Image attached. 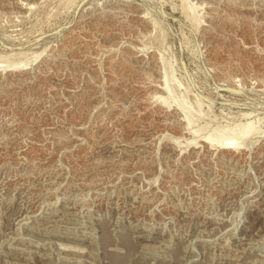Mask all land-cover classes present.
Segmentation results:
<instances>
[{
    "label": "rangeland",
    "instance_id": "rangeland-1",
    "mask_svg": "<svg viewBox=\"0 0 264 264\" xmlns=\"http://www.w3.org/2000/svg\"><path fill=\"white\" fill-rule=\"evenodd\" d=\"M72 1L0 0V264H264V0Z\"/></svg>",
    "mask_w": 264,
    "mask_h": 264
},
{
    "label": "bare ground",
    "instance_id": "bare-ground-1",
    "mask_svg": "<svg viewBox=\"0 0 264 264\" xmlns=\"http://www.w3.org/2000/svg\"><path fill=\"white\" fill-rule=\"evenodd\" d=\"M64 1H65V3H70V5H72V4L75 3V2L73 3V1L71 3V0H64ZM60 2H61V0H60ZM60 2H59V4H60ZM61 4L64 5V3H61ZM63 5H61L60 7H63ZM66 5L68 6V4H66ZM66 5H64V7H66ZM64 9H67V8H64ZM186 9H188V7H186ZM185 11L187 12V10H185ZM185 17H187V20H189V22H191V23L194 22V21H196V14H194L193 9L191 7L189 8V14H187ZM196 22H194V23L197 24L198 22L197 23ZM194 23H192V24H194ZM154 27H155V25H154ZM155 29H156V27H155ZM158 29H159V27H158ZM159 34H160V32H159ZM153 39H156V38H153ZM160 48H161V46H160ZM37 59H38V56H36V58L34 60H37ZM159 60H161L159 62V64L161 63V67H162V70H163V73L164 74L162 73L163 74V77L161 76V80H160L161 86H158V87L159 88L161 87L164 90L165 95L164 96H157V99H156V97H155L156 94H155V96H154L155 97V101L157 100L159 103H161V105H163V104L166 105V106L163 105L164 107H167V105L169 107V106H172L174 104L175 105V106L173 105L174 108L176 107V109H174V110H179L180 112H182V116H183V119H184L183 121H184L185 129L187 130V132H189L191 134L190 135L191 138L187 142H188V144H192L193 145V144H195V142H196V140L198 138V132L193 129V124H194V122H196V120H199V118L201 117V114L198 111L192 112V110L190 109L191 113H193L192 115H190L189 108L185 104H182L180 102L181 94L180 93H177L178 87H181V83L179 82L180 83L179 85H175V82L173 83V80H172V75H173L172 74V69L169 67V64H167L166 59H159ZM19 65L23 67L22 69H24V67L27 69V67H28L27 66L28 65V61H25L23 63L20 62V63L14 64V65H10V64H8V62L6 60H4L3 58H0V70H2V69L5 70L6 68L13 67L11 69V71L12 70L15 71L14 68H16V71H17V69H21V67L18 68ZM182 87H183V84H182ZM155 92H157V91H155ZM193 116L195 117V119L193 118ZM181 120H182V118H181ZM225 132L226 131L222 132L217 138H215L214 135H208V136H206L204 138V141L206 142L207 146L208 145H210L211 147H213V146L214 147L215 146H218L219 147L220 146L222 148L224 147L225 149H229L231 151L232 150H238V149H240V147H243L242 145H245L244 144V141L247 139V137H249V135H252L253 133H256L257 132V129L254 128L253 123L251 121H248L247 120V122L243 125L242 128L236 129L234 127L232 129L231 134L229 135V137L225 135L226 134ZM224 137L225 138L227 137V139H225Z\"/></svg>",
    "mask_w": 264,
    "mask_h": 264
}]
</instances>
